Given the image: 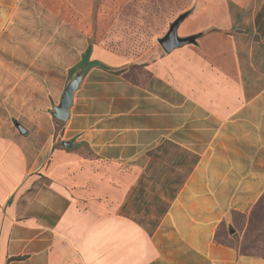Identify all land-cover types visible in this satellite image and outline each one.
<instances>
[{
	"label": "crops",
	"instance_id": "obj_1",
	"mask_svg": "<svg viewBox=\"0 0 264 264\" xmlns=\"http://www.w3.org/2000/svg\"><path fill=\"white\" fill-rule=\"evenodd\" d=\"M221 1L196 6L177 28L189 41L149 52L134 80L95 47L101 65L85 70L61 130L46 111L58 86L20 106L23 131L0 133V264H264L218 237L264 194V0ZM166 142L197 159L147 231L118 207Z\"/></svg>",
	"mask_w": 264,
	"mask_h": 264
},
{
	"label": "rangeland",
	"instance_id": "obj_2",
	"mask_svg": "<svg viewBox=\"0 0 264 264\" xmlns=\"http://www.w3.org/2000/svg\"><path fill=\"white\" fill-rule=\"evenodd\" d=\"M261 1H255L256 8ZM221 2L0 0V133L21 125L20 106L46 100V92L57 86L62 94L69 77L79 67L85 65L87 70L100 66V61H89L98 45L123 57L127 75L134 80L141 71L140 62L146 60L149 52H164L160 40L179 20L176 36L181 39L177 28L196 6L205 10L209 4L219 6ZM255 35L264 48V33ZM52 103L47 102L48 113ZM57 123V130H61V122ZM75 149L91 156L83 146ZM146 155L140 159L142 170L125 191L118 212L153 231L197 158L168 142ZM231 217V234L224 237L221 230V241L241 253L264 258V194L248 214L233 213Z\"/></svg>",
	"mask_w": 264,
	"mask_h": 264
},
{
	"label": "water",
	"instance_id": "obj_3",
	"mask_svg": "<svg viewBox=\"0 0 264 264\" xmlns=\"http://www.w3.org/2000/svg\"><path fill=\"white\" fill-rule=\"evenodd\" d=\"M180 21V20H179ZM168 32V34L160 40V45L165 52H170L174 47L179 46L185 42H188V38L178 39L176 36V25ZM85 72V65L79 67L68 79L63 89V92L59 98L57 105H52L51 115L59 121L65 122L69 117V109L73 101V96L77 88L79 87L83 74ZM18 129L22 132L23 128L18 125Z\"/></svg>",
	"mask_w": 264,
	"mask_h": 264
},
{
	"label": "trees",
	"instance_id": "obj_4",
	"mask_svg": "<svg viewBox=\"0 0 264 264\" xmlns=\"http://www.w3.org/2000/svg\"><path fill=\"white\" fill-rule=\"evenodd\" d=\"M255 25H256V30L258 33H261V34L264 33V1L261 5L260 9L256 12ZM255 38L258 39L256 35H255ZM177 192H178V190L176 192H174V194L171 196L172 199L175 197Z\"/></svg>",
	"mask_w": 264,
	"mask_h": 264
}]
</instances>
